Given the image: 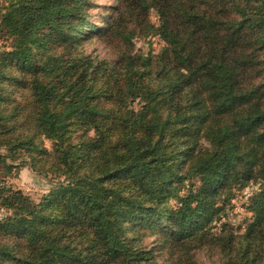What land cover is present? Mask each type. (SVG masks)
<instances>
[{
    "label": "trees",
    "instance_id": "trees-1",
    "mask_svg": "<svg viewBox=\"0 0 264 264\" xmlns=\"http://www.w3.org/2000/svg\"><path fill=\"white\" fill-rule=\"evenodd\" d=\"M94 8L0 4V264H264V0ZM150 36L162 51L137 52ZM23 166L55 182L39 203L8 183Z\"/></svg>",
    "mask_w": 264,
    "mask_h": 264
},
{
    "label": "rangeland",
    "instance_id": "rangeland-1",
    "mask_svg": "<svg viewBox=\"0 0 264 264\" xmlns=\"http://www.w3.org/2000/svg\"><path fill=\"white\" fill-rule=\"evenodd\" d=\"M95 4V8L91 11L92 22L99 24L101 16L105 15L104 21L108 19V11L110 7L114 5V0H91ZM1 5L6 4V0H0ZM151 21L157 23V16L154 12L151 14ZM102 26V25H100ZM135 50L144 54L159 53L164 47V42L158 37H140L134 40ZM10 42L4 38H0V53L4 50H9ZM83 50L93 56H99L102 59H110L112 56V49L105 46L97 38H92L85 44ZM133 108L138 109L139 104L135 102ZM46 146L51 148V142L46 141ZM8 183L15 189L21 190L25 195L31 198L36 203H39L41 199L48 195L54 183L52 179H47L28 167L23 166L13 177L8 178ZM258 190V186L250 183L248 187L242 190H236L234 197L230 204L227 206L226 217L223 222L229 223L238 232H243V228L246 222L252 217V214L247 211L249 197ZM153 239L143 238V242L146 245H150ZM164 256L159 257V261L162 262ZM198 260L200 264H215L218 261V256L215 252H208L203 250L198 253Z\"/></svg>",
    "mask_w": 264,
    "mask_h": 264
}]
</instances>
